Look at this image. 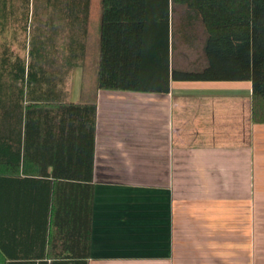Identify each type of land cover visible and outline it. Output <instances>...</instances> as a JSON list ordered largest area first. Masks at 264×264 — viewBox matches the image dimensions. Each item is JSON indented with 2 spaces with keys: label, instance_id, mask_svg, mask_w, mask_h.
Instances as JSON below:
<instances>
[{
  "label": "crops",
  "instance_id": "crops-1",
  "mask_svg": "<svg viewBox=\"0 0 264 264\" xmlns=\"http://www.w3.org/2000/svg\"><path fill=\"white\" fill-rule=\"evenodd\" d=\"M100 13L92 0L87 56L97 57ZM96 62L85 68L92 78L75 69L71 92L73 102L97 101L92 185L82 163L81 178L69 167L55 182L6 179L13 246L52 250L55 218L67 235L55 244L82 251L84 212H92L88 264H264V123L252 116L251 82L97 88Z\"/></svg>",
  "mask_w": 264,
  "mask_h": 264
},
{
  "label": "trees",
  "instance_id": "trees-1",
  "mask_svg": "<svg viewBox=\"0 0 264 264\" xmlns=\"http://www.w3.org/2000/svg\"><path fill=\"white\" fill-rule=\"evenodd\" d=\"M91 3L0 0V189L6 179L81 178V163L92 185L97 101H71L75 69L87 67ZM96 60L97 88L168 92L174 80L250 81L252 116L264 123V0H101ZM84 213L82 251L55 244L67 236L55 218L52 250H20L0 196V264H88L92 212Z\"/></svg>",
  "mask_w": 264,
  "mask_h": 264
},
{
  "label": "rangeland",
  "instance_id": "rangeland-1",
  "mask_svg": "<svg viewBox=\"0 0 264 264\" xmlns=\"http://www.w3.org/2000/svg\"><path fill=\"white\" fill-rule=\"evenodd\" d=\"M183 13H184L183 12V7L179 6L178 7V12L175 14V16L177 17L178 20H179V18L181 17V15ZM95 58H96L95 56H93V57L92 56H87V58L85 59V62H88L89 66H91L92 64L94 65ZM84 68H86V66ZM92 75H94L92 72L91 73H84V71H83V73L81 72L79 74L81 80H83L86 77L92 78ZM77 76H78V74H77ZM83 76H84V78H83ZM75 79H76V73H74V77H73V80H75ZM72 86H73V82H72Z\"/></svg>",
  "mask_w": 264,
  "mask_h": 264
}]
</instances>
